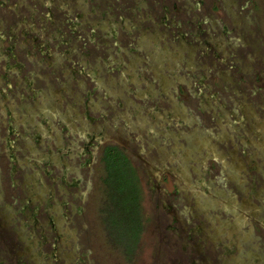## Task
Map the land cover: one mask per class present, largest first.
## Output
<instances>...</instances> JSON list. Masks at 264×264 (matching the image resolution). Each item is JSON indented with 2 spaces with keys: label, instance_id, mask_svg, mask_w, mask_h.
<instances>
[{
  "label": "rangeland",
  "instance_id": "1",
  "mask_svg": "<svg viewBox=\"0 0 264 264\" xmlns=\"http://www.w3.org/2000/svg\"><path fill=\"white\" fill-rule=\"evenodd\" d=\"M69 142L70 164L95 160L77 198ZM98 143L140 183L131 261ZM259 170L264 0H0V264H264Z\"/></svg>",
  "mask_w": 264,
  "mask_h": 264
},
{
  "label": "trees",
  "instance_id": "2",
  "mask_svg": "<svg viewBox=\"0 0 264 264\" xmlns=\"http://www.w3.org/2000/svg\"><path fill=\"white\" fill-rule=\"evenodd\" d=\"M105 203L101 209L107 233L131 261L138 252L145 229L140 183L126 150L107 144L101 154Z\"/></svg>",
  "mask_w": 264,
  "mask_h": 264
},
{
  "label": "flooded vegetation",
  "instance_id": "3",
  "mask_svg": "<svg viewBox=\"0 0 264 264\" xmlns=\"http://www.w3.org/2000/svg\"><path fill=\"white\" fill-rule=\"evenodd\" d=\"M138 116H139V114H138ZM49 143H50V141H49ZM107 144H116V143H106L105 145H107ZM65 145H68V147L65 146L63 149L59 148L58 151H61V152L62 151H66L65 154H63V156H66V163H67L66 167H69V168H67V170H65V173H63V175L61 177L62 178L61 179L62 180V184L61 185L59 184V187L62 188V190H65L64 192H66V193H67V189H69V188L72 189L74 191V197L77 198L76 194L80 190V188H81V186L83 184V180H84L83 179L84 178L83 168L86 167V169H89V168L91 169V166H92L93 162L95 161V160H93L94 154L90 155V157H91L90 161L89 160H85V161L79 160L77 162L75 157H74L73 163L70 164V162H71L70 160L72 159L73 155L75 154V153L73 154V151L75 152V148H78V145L76 144V142H72V143L69 142L68 144H65ZM105 145H102L101 147L99 146V143L96 145L97 148L100 147L99 150L101 149V154H102V150H103ZM117 145H119V144H117ZM60 147H63V146L60 145ZM6 169H9L7 172L10 174V178L12 177V180L10 179L8 182H11L13 184L11 188H14V187H16L14 185L15 182L13 181V176H14V173H15V169L12 170L10 166H7ZM71 175L73 177L71 178V180H69ZM259 176H261V180H264V172L262 173V171L259 170L258 171V178H259ZM258 178H254V179L258 180ZM253 181H255V180H253ZM238 183L241 184V182H238ZM255 183H258V182L255 181L253 183L254 186L252 188L251 196H254V197L256 196L258 200H261L262 202H264L263 201V199H264L263 198L264 197V190H263L264 186H262V188H259ZM61 206H62V204L61 205L59 204V206H58L59 209H60V214L62 213V210H63V208H61ZM260 210L263 211L262 209H260ZM62 231L60 230L59 234H63V236H64L63 239L67 240V239H65V236H67V235L62 233Z\"/></svg>",
  "mask_w": 264,
  "mask_h": 264
}]
</instances>
